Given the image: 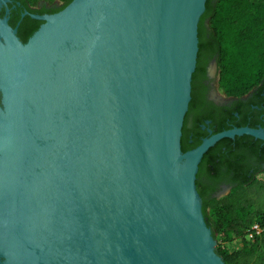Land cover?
<instances>
[{"label":"water","instance_id":"1","mask_svg":"<svg viewBox=\"0 0 264 264\" xmlns=\"http://www.w3.org/2000/svg\"><path fill=\"white\" fill-rule=\"evenodd\" d=\"M207 0H73L24 43L0 17V264H226L184 152ZM1 166V162H0Z\"/></svg>","mask_w":264,"mask_h":264},{"label":"trees","instance_id":"2","mask_svg":"<svg viewBox=\"0 0 264 264\" xmlns=\"http://www.w3.org/2000/svg\"><path fill=\"white\" fill-rule=\"evenodd\" d=\"M22 1L29 5L31 0ZM61 1L64 4L59 8L35 12L55 14L73 0ZM42 24L28 17L19 31L20 39L26 43ZM207 56L217 59L218 85L226 96L242 97L258 87L264 81V0H207L199 23V53L192 88ZM181 143L186 152L190 147L186 125ZM217 146L204 155L196 181L206 223L218 242L217 252L226 264H264V233L252 243L243 241L237 249L228 247L243 240L254 223H264V180L239 182L227 196L212 198L201 178Z\"/></svg>","mask_w":264,"mask_h":264},{"label":"flooded vegetation","instance_id":"3","mask_svg":"<svg viewBox=\"0 0 264 264\" xmlns=\"http://www.w3.org/2000/svg\"><path fill=\"white\" fill-rule=\"evenodd\" d=\"M43 8L53 9L45 6L33 8L22 0H0V17L7 18L8 24L17 29L19 36L28 17L43 22L32 18V15H51L48 12H35ZM218 74L217 59L207 56L197 74L184 120L186 138L190 144L187 151L199 146L206 138L234 128L264 130V81L245 96L230 97L220 90ZM1 99L0 93V105ZM215 146L201 178L202 184L209 187L212 198L221 199L239 182L259 179L264 175V140L243 135L225 138Z\"/></svg>","mask_w":264,"mask_h":264},{"label":"bare ground","instance_id":"4","mask_svg":"<svg viewBox=\"0 0 264 264\" xmlns=\"http://www.w3.org/2000/svg\"><path fill=\"white\" fill-rule=\"evenodd\" d=\"M10 146L7 144L6 139L3 137L2 134H0V190L2 189V186L6 180V172L9 170L8 167H10L12 162V156L10 151ZM13 259L10 258V263L12 264Z\"/></svg>","mask_w":264,"mask_h":264},{"label":"rangeland","instance_id":"5","mask_svg":"<svg viewBox=\"0 0 264 264\" xmlns=\"http://www.w3.org/2000/svg\"><path fill=\"white\" fill-rule=\"evenodd\" d=\"M64 3L61 0H31L29 2V5H31L33 8H41V7H49V8H59L63 5ZM261 179L264 180V175L261 176ZM218 246V242H217ZM241 245L240 243H235L230 245L231 250L239 248Z\"/></svg>","mask_w":264,"mask_h":264},{"label":"built area","instance_id":"6","mask_svg":"<svg viewBox=\"0 0 264 264\" xmlns=\"http://www.w3.org/2000/svg\"><path fill=\"white\" fill-rule=\"evenodd\" d=\"M264 233V223H259L256 222L254 223L251 228L247 231L245 237L242 239H238L233 244L235 243H240L242 245V242L245 241L247 243H252L256 240L257 237L261 236ZM230 247V246H228Z\"/></svg>","mask_w":264,"mask_h":264}]
</instances>
